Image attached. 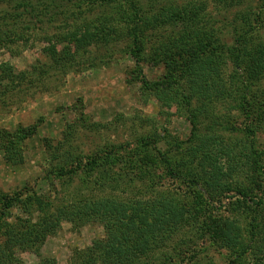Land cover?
<instances>
[{
    "label": "rangeland",
    "instance_id": "1",
    "mask_svg": "<svg viewBox=\"0 0 264 264\" xmlns=\"http://www.w3.org/2000/svg\"><path fill=\"white\" fill-rule=\"evenodd\" d=\"M102 1L0 0V34L14 31L11 36L16 39L0 48V130L37 127L36 133L22 142V165L7 163L0 148V207L2 194L24 187L58 205L82 195L122 198L137 193L135 197L148 198L149 186L176 197L189 221L163 250L141 258L137 264H162L175 257L174 248L184 250L186 262L181 264H229V252L219 247L207 230V224L227 213L220 203L208 204L207 185L199 182L195 186L186 178L174 179L166 174L163 155L170 158L171 153L174 167L183 173L197 172L202 177L205 162L193 152L200 138L220 135L209 128L220 115L219 121L227 126H241L245 118L236 102L220 103L212 114L202 118L199 133L192 135L185 110L176 102L164 105L144 87L146 81L168 83L175 76L157 56L162 37L171 32L169 26L144 29L146 58L138 68L130 52L125 3L109 5ZM138 3L145 11L200 4L202 17L220 38L219 51L225 57L224 75L228 79L234 70L231 54L241 25L250 31L255 43L264 44V0ZM85 32L91 36L81 38L85 44L80 46ZM253 89L262 95L264 78L256 79ZM251 109L257 113L259 106ZM220 132L227 137L228 132ZM145 139L156 142L144 146ZM256 139L264 150L263 128ZM234 140L231 135L227 141ZM67 153L80 157L75 162H81L82 170L73 178L50 174L49 167L62 164ZM94 160L95 169L90 170L92 166L87 163ZM24 216L15 208L9 221ZM104 236L105 229L98 222L76 226L64 221L57 234L47 238L42 252L59 264H70L81 250ZM18 258L17 264L40 262L31 251H19ZM178 263L174 258L168 264Z\"/></svg>",
    "mask_w": 264,
    "mask_h": 264
},
{
    "label": "trees",
    "instance_id": "2",
    "mask_svg": "<svg viewBox=\"0 0 264 264\" xmlns=\"http://www.w3.org/2000/svg\"><path fill=\"white\" fill-rule=\"evenodd\" d=\"M102 2L109 5L125 3L127 34L132 40L130 52L138 68L146 58L144 29L169 26L171 32L162 37L164 41L160 43L157 56L167 68L173 69L175 76L168 83L146 81L144 87L145 91L151 90L164 101V105L176 102L179 109L185 110L193 127L192 135L199 133L202 118L212 114L215 106L236 102L245 122L241 126L231 124L229 127L219 121L220 115L209 128L221 136L200 138L199 147L193 150L194 156H201L205 162L202 177L197 172L183 173L175 168L169 152L170 158L163 155V160L166 174L174 179L186 178L195 186L199 182L207 185L208 204L220 203L223 213H227L207 224V230L213 234L214 242L229 252V264H264V150L258 147L256 139L258 132L264 129V97L260 98L264 93L258 95L253 89L255 80L264 78L263 42L255 43L246 26L238 28L231 54L234 70L228 79L224 75L225 57L219 51L220 38L207 25L204 15L202 17L200 4L145 11L138 0ZM11 33L14 31L0 34V48L16 40ZM90 36L85 32L80 37V46L85 44L81 38ZM53 49L52 46L51 52ZM254 105L259 106L257 113L251 112ZM36 130V126H18L15 131L0 130V148L5 151L7 163L12 166L23 164L22 142ZM222 130L228 132L227 137L220 132ZM231 135L235 140L229 142ZM155 142L154 139H145L142 144L154 145ZM64 156L62 164L49 167V173L62 179L73 178V174L82 170L81 162H75L80 157H73L70 153ZM87 165L92 166V170L95 160ZM136 194L122 198L82 195L58 205L44 200L29 187L2 194L0 264L19 263V251L36 253L40 258L38 264H59L55 258L45 257L42 251L47 238L57 234L64 221L76 226L98 222L105 229V236L81 250L78 258L70 264H137L141 258L163 250L189 219L182 203L165 191L148 186L147 195L150 197H135ZM15 208L25 216L12 222L9 218ZM173 252L175 257L165 259L162 264H168L174 258H178V264L186 262L182 257L183 249L174 248Z\"/></svg>",
    "mask_w": 264,
    "mask_h": 264
}]
</instances>
